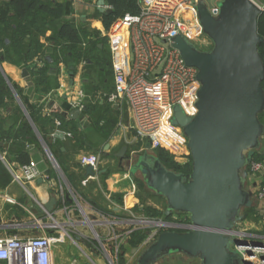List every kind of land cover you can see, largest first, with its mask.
I'll list each match as a JSON object with an SVG mask.
<instances>
[{
  "label": "crops",
  "instance_id": "obj_1",
  "mask_svg": "<svg viewBox=\"0 0 264 264\" xmlns=\"http://www.w3.org/2000/svg\"><path fill=\"white\" fill-rule=\"evenodd\" d=\"M53 1L62 4L63 14L61 19L47 25L44 34L38 37L45 46V55L55 53L54 42L47 38L55 36L61 24L73 22L85 31L98 32L101 39L98 51L104 53L109 63L106 29L102 14L96 9L97 0ZM81 47H86V43ZM45 55L29 61L30 68L43 67ZM60 58L49 64L46 75L40 78L44 81L41 84L35 82L37 76L22 61L0 62L6 79L19 90L17 93L12 89L14 102L8 101L7 107H0V128L8 130L12 125L19 126L23 118L29 124V130L16 141H0V159L11 175V181L0 188V237L48 235L57 238L50 246L51 264H133L147 236L148 228L137 222L143 217L138 211L151 207L148 198L143 196L148 193L139 191L140 185L127 171L112 170L107 165L113 152L118 153L122 146L128 150L129 145L136 142L127 106L107 100L105 93L113 90L110 64L102 60L96 63L84 59L77 61L69 57V53ZM23 68L28 75L22 74ZM14 105L23 113L15 114ZM74 109L80 112L76 118H70L68 113ZM57 132L63 136L52 137ZM49 137H52L50 141ZM12 142L16 144L14 147ZM107 143L109 147L102 152L95 175L86 176L85 166L79 163L80 155L92 152L93 148L103 150ZM8 149L27 152L30 161L36 163L39 175L32 180H16L20 164L9 159ZM247 180L248 188L255 194L259 177L250 176ZM52 197L58 204L50 217L44 205ZM261 207L264 213V201ZM236 228L252 237L250 239L264 243V221ZM138 230H143L144 237L132 244L133 234Z\"/></svg>",
  "mask_w": 264,
  "mask_h": 264
},
{
  "label": "water",
  "instance_id": "obj_2",
  "mask_svg": "<svg viewBox=\"0 0 264 264\" xmlns=\"http://www.w3.org/2000/svg\"><path fill=\"white\" fill-rule=\"evenodd\" d=\"M215 4L217 15L209 12L203 0L196 4L202 31L212 41L209 50L199 49L183 34L169 41L183 62L196 68L199 82L195 115L188 116L175 105L171 119L187 139L188 175L166 168L149 143L135 157L127 156L126 146L116 153L129 175L139 173L146 188L164 199L165 216L184 213L191 224L187 230L158 233L133 264H156L173 254L197 259L198 264H251L233 245H264L236 228L241 209L255 202L253 191L245 186L247 165L264 135L259 118L264 112V63L258 51L264 38L257 30L264 5L251 0H217ZM105 5V0H97V11L111 12ZM22 74L28 75L26 68ZM79 112L71 110L68 116L76 118ZM62 136L57 132L52 137ZM108 147L105 144L104 150ZM85 175H95L91 165L85 166ZM57 204L52 197L44 205L45 213L53 217Z\"/></svg>",
  "mask_w": 264,
  "mask_h": 264
},
{
  "label": "built area",
  "instance_id": "obj_3",
  "mask_svg": "<svg viewBox=\"0 0 264 264\" xmlns=\"http://www.w3.org/2000/svg\"><path fill=\"white\" fill-rule=\"evenodd\" d=\"M199 0H137L138 13H126L116 18L104 32L107 39L113 90L105 93L108 102L125 103L134 135L145 140L150 149L164 148L188 162L187 139L181 128L171 122L173 108L179 105L188 116L195 115L199 82L197 70L186 65L169 41L183 34L201 50H209L212 41L203 33L198 21L196 4ZM205 2V0H203ZM217 0H215L216 2ZM259 6V0H251ZM215 2L207 9L217 15ZM108 7V6H106ZM166 40V42H162ZM210 44V48H209ZM59 122L56 121V124ZM264 136L247 165L248 177H259L254 194L256 203L264 201ZM82 166L97 170L96 153L80 155ZM15 179L32 180L39 175L34 161L20 165ZM257 208L262 210V207ZM173 212L171 218L142 217L137 222L148 228L141 248L146 247L158 233L165 230L191 228L188 216ZM57 238L39 235L21 238L18 235L0 237V264H51L50 246ZM138 248V247H137ZM251 264H264V245H233Z\"/></svg>",
  "mask_w": 264,
  "mask_h": 264
},
{
  "label": "trees",
  "instance_id": "obj_4",
  "mask_svg": "<svg viewBox=\"0 0 264 264\" xmlns=\"http://www.w3.org/2000/svg\"><path fill=\"white\" fill-rule=\"evenodd\" d=\"M105 1L111 9V12L108 14L101 15L103 27L106 30L116 18L126 13L136 14L139 11L137 0ZM62 14V4L54 2L53 0H0V62L10 61L15 63L18 59L27 67L28 62L34 57L45 55V46L39 41L38 37L44 34L47 25L61 19ZM257 30L264 38V12L258 18ZM91 37L95 39L90 41L89 38ZM47 39L54 42L55 46L53 47V51L55 53L44 56L45 65L39 70L34 69L32 66L30 68L28 65L31 73L37 76L35 79L37 84L44 83L40 78L46 75L49 64L60 60V57H64L68 53L69 57L77 61L84 59L96 63L102 60L107 63L105 55H103L104 53L98 51V44L101 43V39L97 31L91 33L78 27L73 22H65L56 30L55 36L48 37ZM62 41L65 43H61ZM85 43L86 47L82 48L81 46ZM258 51L264 63V41L258 44ZM46 56L50 57L51 61ZM108 62L107 65L110 64L109 59ZM261 85L264 88V79ZM12 89L19 93L18 87L14 83H10L9 79H6L0 68V107L5 108L9 105V102H14ZM13 112L15 114L23 113L17 105L13 106ZM262 113L259 115L260 120ZM30 116L33 117L32 113H30ZM28 130L29 124L23 118L19 126L12 125L8 130H2L0 128V141L12 139L14 142L20 136L25 135ZM13 142L11 146L14 147L16 144ZM0 150H2V147H0ZM8 151L11 161H15L20 165L30 162V157L27 152L11 149H8ZM156 151L157 156L166 168L188 175L190 171V156H188V162L184 163V161H181V158L185 160L183 156H177L164 148H158ZM253 156L255 157L256 153H253ZM258 156L264 157V154L261 153ZM104 175H106V172L103 173V177ZM10 181L11 175L0 159V188L5 187ZM140 211L144 216L150 218H170V215H164V210L158 211L151 207H143ZM133 235L135 240L132 241V244H135L144 237V232L143 230H138Z\"/></svg>",
  "mask_w": 264,
  "mask_h": 264
},
{
  "label": "rangeland",
  "instance_id": "obj_5",
  "mask_svg": "<svg viewBox=\"0 0 264 264\" xmlns=\"http://www.w3.org/2000/svg\"><path fill=\"white\" fill-rule=\"evenodd\" d=\"M260 1L264 2V0H260ZM214 2H215V0H205V4L207 6H210ZM94 17L98 19V17H99L98 13H95ZM98 26L100 29H103V27L100 26L99 24H98ZM101 33H100V35H101ZM209 48H210V44H209ZM106 57L108 59V55H106ZM110 78L111 77L109 74V80H110ZM261 120L264 123V112L262 113ZM263 136H262V138H263ZM146 143L147 142L145 140H140L137 138L135 143L129 145V148L126 152L127 156L135 157L136 155L141 154L144 150V145ZM121 144H124V142H122ZM92 150L93 151L90 153H96L99 157V161H101V159L103 157L102 152L103 153L105 152L104 149L102 150L100 148H98V149L93 148ZM151 151H154L157 154L156 150L151 149ZM115 153L113 152V154H111V156H113L114 159L111 158L109 161L106 160L109 162V164H107V165L110 166L112 170H116L118 168H121V170L128 172L126 167L123 165V163H124L123 160L118 159V157H116ZM2 162H4V161H2ZM133 177H134L135 183L140 185L139 191L140 192L142 191L143 193L145 191L148 193V195L147 194L143 195L145 199L148 198V205H151V208L153 207L154 209H156L158 211H163L165 209L164 199L161 196L154 194V192H152L151 190L146 188V186L144 185V183L142 181V177L139 173H135V175ZM248 184H249V180H246L245 186L247 188L249 186ZM138 212L141 213L140 210ZM241 214H242V219H241V221H239L237 223L238 227H248L250 224L259 223L261 221H264V213L259 211V209L257 208L256 201L254 202V205L252 207L241 209ZM183 215L186 217L185 214H183ZM198 263H199V261L197 259H185L183 262H181L178 260V254H173V255L168 256L164 261H159L156 264H198Z\"/></svg>",
  "mask_w": 264,
  "mask_h": 264
},
{
  "label": "flooded vegetation",
  "instance_id": "obj_6",
  "mask_svg": "<svg viewBox=\"0 0 264 264\" xmlns=\"http://www.w3.org/2000/svg\"><path fill=\"white\" fill-rule=\"evenodd\" d=\"M178 260L183 262L185 259H182L179 255H178Z\"/></svg>",
  "mask_w": 264,
  "mask_h": 264
}]
</instances>
